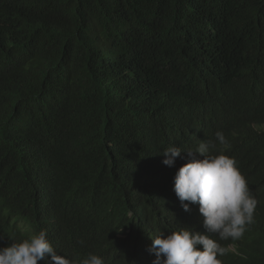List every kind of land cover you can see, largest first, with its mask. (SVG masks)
Instances as JSON below:
<instances>
[{
    "label": "trees",
    "instance_id": "16d2710c",
    "mask_svg": "<svg viewBox=\"0 0 264 264\" xmlns=\"http://www.w3.org/2000/svg\"><path fill=\"white\" fill-rule=\"evenodd\" d=\"M263 61L264 0H0V247L46 230L74 264H153L193 222L163 150L221 131L258 213L218 258L264 264Z\"/></svg>",
    "mask_w": 264,
    "mask_h": 264
},
{
    "label": "clouds",
    "instance_id": "9594fccd",
    "mask_svg": "<svg viewBox=\"0 0 264 264\" xmlns=\"http://www.w3.org/2000/svg\"><path fill=\"white\" fill-rule=\"evenodd\" d=\"M263 71L264 61L257 66L254 81L258 86ZM196 82L211 88L218 79L211 71L196 72ZM215 136L220 148L201 140L192 149L171 145L162 152V163L168 167H173L181 153L186 152L178 160L168 190L182 208L177 212L193 222L166 235L161 232L152 236L149 251L156 257L153 264H222L218 257L235 253V245L231 241L240 240L255 223L258 201L237 166L239 163L244 167V164L226 152L230 145L223 132L218 131ZM262 150L256 141L246 143L245 149L240 144V152L253 154ZM199 225H203L204 233L191 228ZM38 261L74 264L69 258L57 254L46 230L0 247V264H37ZM79 264H104V260L88 253Z\"/></svg>",
    "mask_w": 264,
    "mask_h": 264
}]
</instances>
